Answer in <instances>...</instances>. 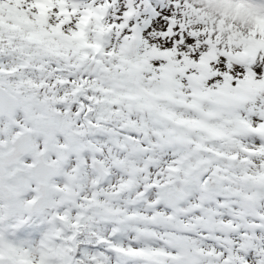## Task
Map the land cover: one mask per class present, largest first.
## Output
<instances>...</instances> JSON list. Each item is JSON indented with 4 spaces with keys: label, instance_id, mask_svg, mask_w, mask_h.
Here are the masks:
<instances>
[{
    "label": "snow or ice",
    "instance_id": "snow-or-ice-1",
    "mask_svg": "<svg viewBox=\"0 0 264 264\" xmlns=\"http://www.w3.org/2000/svg\"><path fill=\"white\" fill-rule=\"evenodd\" d=\"M0 264H264V0H0Z\"/></svg>",
    "mask_w": 264,
    "mask_h": 264
}]
</instances>
